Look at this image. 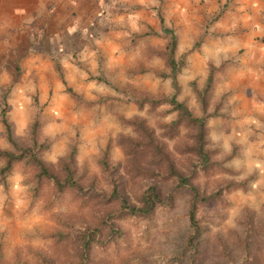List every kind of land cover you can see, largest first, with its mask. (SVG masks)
I'll use <instances>...</instances> for the list:
<instances>
[{
    "label": "rangeland",
    "instance_id": "1",
    "mask_svg": "<svg viewBox=\"0 0 264 264\" xmlns=\"http://www.w3.org/2000/svg\"><path fill=\"white\" fill-rule=\"evenodd\" d=\"M184 1L189 2L95 0L93 13L87 7L76 11L65 5L62 18L59 13L58 17L53 15L43 26L33 20V38L24 43L33 56L26 71L20 68L19 72L14 71L11 75L8 73L12 70L11 66L4 68L6 73L0 71V150L13 151L3 123L5 107L14 134L23 145L30 144V126L40 113L43 132L53 141L50 150L44 154L45 159L56 162L61 155L76 147L78 166L81 170L87 168L91 176L85 185H91L90 180L93 179L98 189L109 196L111 188L98 161L103 158L112 140L111 171L119 181L123 194L138 203L141 193L155 184L168 198L174 191L173 183L154 182L126 172L129 156L124 144L118 143L119 139L122 135L139 139L141 135L124 119L143 120L147 127L155 131V136L165 137L179 113L168 102L153 105L151 100L175 95L189 106L194 116L203 117L205 112L193 84L204 87L213 64L220 71L216 72L209 113L218 109L219 114L209 118L208 137L212 140V148H218L221 154L235 153L227 165L239 173L237 178L252 177V181L248 190H236L227 196L230 205L203 207L201 217L204 222L211 218L207 224L210 235H227L233 229H240V221L250 215L256 231L264 238V78L253 72V64L259 63L257 59L264 58V36L257 41H246L244 47L238 48L231 36L240 32L243 34L244 30L216 33L213 29L215 22L228 10L229 3L220 4L215 14L207 18L204 12L206 0H191V10L183 8L187 5ZM77 12L81 14L76 15ZM244 12L237 11L240 16ZM253 14L251 11V16L256 15ZM230 15L227 18L230 23L238 17L233 13ZM80 16L81 22L88 25L83 34L74 27ZM176 24L182 32L176 53L182 69L178 72L175 86L166 60L157 56L155 51L164 49L172 40L165 36L162 26L176 32ZM152 29L161 34H151ZM61 31L63 40H55L54 37L59 38ZM103 35L107 37L103 38ZM20 46L22 48L23 43ZM89 46L94 48V54L90 53L88 58L81 57L83 49ZM3 52L0 50V62L6 64L8 57H4ZM185 53L187 56L182 61L181 55ZM40 55L42 58H37ZM40 61H43L44 75L36 72V63ZM262 63L261 71L264 73V61ZM57 65L62 71L57 69ZM69 88L77 96L68 92ZM37 97L39 105L35 103ZM133 158L149 166V154L140 153ZM190 159L178 156V162H182L187 171ZM4 165L5 161L0 156V169ZM207 181L209 186L213 182ZM33 185L31 173L23 163L14 164L12 172L5 177L0 172V249L3 264H16L18 258L28 264H40L35 253L49 251L53 232L78 229L69 227L67 220L60 224L55 218L56 213L60 212L79 223L102 212V209L92 206L95 201L85 207L82 201L72 202L70 197L50 207L53 202L52 188L46 184L35 196ZM177 211L179 215L186 212L183 201L178 202ZM169 218L158 216V227L152 231L144 223L125 220L123 224L129 232L126 242L110 247L107 252L98 249L96 256L104 259L103 264H135L140 257L150 264H157L161 258L170 259L182 250V239L189 234L182 222L177 223L178 227L173 224L170 233L165 231L161 234L166 228L163 220ZM204 262L216 264L214 259H204Z\"/></svg>",
    "mask_w": 264,
    "mask_h": 264
},
{
    "label": "trees",
    "instance_id": "2",
    "mask_svg": "<svg viewBox=\"0 0 264 264\" xmlns=\"http://www.w3.org/2000/svg\"><path fill=\"white\" fill-rule=\"evenodd\" d=\"M161 21L164 22L163 17ZM162 29L165 36L172 40L164 49L156 50L155 54L166 60L176 86L178 72L182 69L176 57L179 38L174 29L164 25ZM151 34L161 33L152 29ZM181 56L184 61L187 54ZM57 69L62 71L60 65H57ZM217 71L220 68L212 64L204 87L199 88L193 84L196 97L205 112L203 117L194 116L189 106L184 101H179L176 95L172 98L151 100L153 105L168 102L179 113L166 131L165 137L155 136V131L147 127L143 120L124 119L141 135L139 139L123 135L119 139L118 143L124 144L129 156L126 172L142 179L175 185L168 198L163 196L158 186L150 185L141 193L139 204L123 194L119 181L111 171L112 140L109 141L103 158L98 161L105 181L111 188L110 195L106 196L93 179L90 180L91 185H85L91 176L87 168L81 170L78 166L76 147L61 155L56 162L45 159L44 154L50 150L53 141L43 132L44 123L40 113L30 126V144L23 145L14 134L6 107L3 109V123L13 151L0 150V156L5 161L0 169L1 174L5 177L12 172L14 164L23 163L24 168L31 173L35 196L41 193L46 184L52 188L53 202L50 207L70 197L72 202L82 201L81 204L85 207L95 201L92 206L102 209V212L91 219H82L79 223L64 217L60 212L56 213L55 218L60 224L67 220L69 227L78 229L53 232L49 251L35 253L40 264H103L104 259L96 256V250L107 252L110 247L126 242L129 232L123 224L125 220H133L136 224L144 223L152 231L158 227V216H170L163 220L166 228L161 234L165 231L170 233L173 224L178 227L177 223L182 222L189 235L186 234L182 239V250H178L170 259H159L157 264H205L204 259H214L216 264H264V238L262 233L256 231L254 219L250 215L240 221V229H233L227 235H210L207 224L211 218L208 217L204 222L203 216L201 217L200 211L203 207L213 204L221 207L230 205L227 196L236 190H248L252 181V177L238 179L239 173L227 165L235 157V153L221 154L218 148H212V140L208 137L209 118L219 114L218 109L212 114L209 113V101L216 85ZM68 92L72 90L69 88ZM72 94L77 96L73 92ZM35 103L40 104L38 97L35 98ZM172 142L175 144L170 145ZM140 153L149 154V166L133 158V155ZM178 156L191 158L187 165L188 171L182 162H178ZM207 179L213 181L210 186ZM180 201L186 205L183 215L177 213ZM134 263L150 264L141 257ZM0 264H3L1 249ZM16 264L28 263L18 258Z\"/></svg>",
    "mask_w": 264,
    "mask_h": 264
},
{
    "label": "crops",
    "instance_id": "3",
    "mask_svg": "<svg viewBox=\"0 0 264 264\" xmlns=\"http://www.w3.org/2000/svg\"><path fill=\"white\" fill-rule=\"evenodd\" d=\"M108 1L110 2L111 0ZM197 1L202 2L203 0ZM185 2L187 1H184V4L187 5L183 8L191 10V6L193 4L191 0L187 3ZM95 3V0H0V50H4L3 56L8 57V63L5 64L0 62V71L3 70V72H5L4 68L7 66L12 67V70H8V73L11 75L14 71L19 72L20 68H24V71H26L33 56L29 49L26 50V45H24V43L26 40L30 42L33 38L31 35L33 20H36L39 26H43L47 25V21L53 18V15H57L58 17L59 13V17L61 16L60 18H62V11L64 10L65 5H68L76 11L87 7L88 10L90 9L93 13V11H95ZM224 3H229V6L227 7L228 10L226 9L223 16H221L213 25V29L216 33L235 30L239 32L244 30L243 34L240 32L231 36L232 41L238 44V48L242 46L244 47L246 41H257V38L264 36V0H206L204 3L206 11L204 12H206L205 15H207V18L210 17V15L215 14V11L220 8V4ZM238 10H244L245 12L240 16V14L237 13ZM251 11H253V15H256L251 16ZM230 13L238 16L231 23L228 22L227 19L231 16ZM80 14L81 13L77 12L76 15ZM188 14L190 15V12ZM239 16L241 18H239ZM80 18L82 17L80 16L79 20L75 21L74 27L77 29V32L83 34L87 31L88 25L82 23ZM60 22V25L62 26V19ZM178 24H176L177 27L175 28L180 45L181 39L179 34L182 32L181 27L179 28ZM186 24L188 25L189 23ZM152 26L155 27L153 24ZM63 36V32L61 31L59 38L54 37V39H60L61 41L63 40ZM104 37L107 36L103 35V38ZM225 37L227 38L228 36ZM47 38L44 39L47 40ZM102 41L105 43V40ZM21 43H23L22 48H20ZM90 53L94 54V48L92 46L83 49L81 57L83 56L88 58L91 55ZM37 58L40 59L42 56L40 55ZM263 61L264 58H260V60L257 59V62L259 63L253 64V72L254 74H259L264 78V73L261 71V64H263ZM42 64L43 61L36 63V72L39 75L45 74L42 70ZM27 72L29 73L30 69H28ZM258 77L260 78V76ZM262 83L264 86V82Z\"/></svg>",
    "mask_w": 264,
    "mask_h": 264
}]
</instances>
